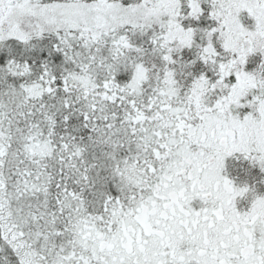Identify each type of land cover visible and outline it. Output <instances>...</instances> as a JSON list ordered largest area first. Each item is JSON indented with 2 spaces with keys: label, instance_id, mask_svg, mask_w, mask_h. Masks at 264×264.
<instances>
[{
  "label": "snow or ice",
  "instance_id": "6c2138e0",
  "mask_svg": "<svg viewBox=\"0 0 264 264\" xmlns=\"http://www.w3.org/2000/svg\"><path fill=\"white\" fill-rule=\"evenodd\" d=\"M0 264H264V0H0Z\"/></svg>",
  "mask_w": 264,
  "mask_h": 264
}]
</instances>
